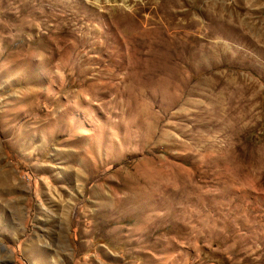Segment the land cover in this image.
Here are the masks:
<instances>
[{
  "label": "rangeland",
  "instance_id": "rangeland-1",
  "mask_svg": "<svg viewBox=\"0 0 264 264\" xmlns=\"http://www.w3.org/2000/svg\"><path fill=\"white\" fill-rule=\"evenodd\" d=\"M0 264H264V0H0Z\"/></svg>",
  "mask_w": 264,
  "mask_h": 264
}]
</instances>
